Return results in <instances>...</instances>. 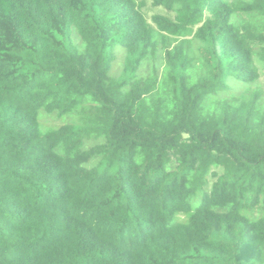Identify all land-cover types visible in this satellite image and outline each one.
<instances>
[{"label": "trees", "instance_id": "16d2710c", "mask_svg": "<svg viewBox=\"0 0 264 264\" xmlns=\"http://www.w3.org/2000/svg\"><path fill=\"white\" fill-rule=\"evenodd\" d=\"M147 1L0 0V264H264V0Z\"/></svg>", "mask_w": 264, "mask_h": 264}, {"label": "rangeland", "instance_id": "374dc122", "mask_svg": "<svg viewBox=\"0 0 264 264\" xmlns=\"http://www.w3.org/2000/svg\"><path fill=\"white\" fill-rule=\"evenodd\" d=\"M145 16L149 19L150 16L154 13H162V14H169L171 15V13H168L167 11H165L163 8L161 7H153L150 4V1H147L146 6L143 8ZM193 34L191 30H187L184 32V34L180 37L181 39L184 40L185 44L188 47L189 50V54L190 56H192L190 65H189V81L193 82L194 79L203 71L204 65L202 63V61L198 58V55L196 53V49L197 46L199 45V43L193 38ZM122 58H123V52L122 50L119 48L116 50V59L113 63L112 66V73L116 74L120 69H121V65H122ZM258 65V71H259V78L258 80L251 85V87L255 88H261L264 91V65L262 63H257ZM146 68V67H145ZM144 71V70H143ZM230 86L232 87L231 89L223 92L221 94V96L225 97V96H229L231 97V95L233 94H237L241 91H243L245 85L240 84L239 82H235V81H231L229 82ZM160 91V95L162 93V98L164 100V103L162 105V109H163V113L168 117L170 115V110L173 106V101L172 98L169 94V92H167L166 90H162L161 88H159ZM234 96V95H233ZM77 114L75 112L63 115L62 117H57V116H53V115H49L46 113H41V115L38 118V124L41 130H46L48 128H52V127H57L60 126L62 124H74L77 123ZM98 141V140H97ZM95 141V142H97ZM93 142L91 141L90 143L87 144V146L91 145ZM94 164H96V160H90L86 166L87 167H91ZM211 181V179H210ZM193 204H195V206L198 203V198L193 199ZM180 219H182L183 217L180 216Z\"/></svg>", "mask_w": 264, "mask_h": 264}]
</instances>
